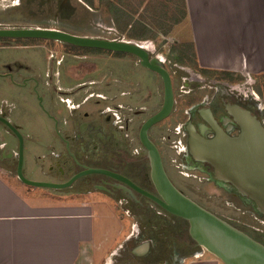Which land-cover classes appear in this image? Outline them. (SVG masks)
I'll use <instances>...</instances> for the list:
<instances>
[{
    "label": "rangeland",
    "instance_id": "374dc122",
    "mask_svg": "<svg viewBox=\"0 0 264 264\" xmlns=\"http://www.w3.org/2000/svg\"><path fill=\"white\" fill-rule=\"evenodd\" d=\"M121 1L128 6L133 14L144 3V0ZM179 1L181 0H150L147 3L148 7L146 6V13L145 11L142 13L147 15V23L154 30H158L157 25L165 29L173 20L180 17L182 7L179 5ZM105 5L106 3L102 0L96 2L92 9L81 5L79 0H0V28L39 27L92 38L131 40L126 34L122 35L120 31L112 29ZM177 36L178 34L175 37ZM173 41L174 37L158 35L153 43L149 41L142 43H147L146 46L152 55L162 59L170 72L177 103L176 111H181L191 104L188 97L181 94L184 84H188L185 91L197 86L205 87L206 89L198 91L197 96H200L204 93L215 92L216 88H220L218 87L221 85L220 82H228V79L237 78L238 81L229 83H233L234 88L248 95L246 102L253 106V110L257 112L259 119L264 123V78L256 81L240 76H227L228 79L224 80L225 75L202 72L195 68L190 48H182L189 52L182 54L181 47L175 46ZM25 47L28 49H17ZM2 61H4L3 65L9 66L11 69H24V73L28 70L31 75H36L38 72L42 74L44 67L46 73L47 67H49L50 94L54 96L57 108H62L65 111L73 109L77 103L92 94H94L93 98H89V103L84 104L82 109L95 111L105 107L106 110L110 104L108 86L112 83L113 78L118 76L124 77L126 84L122 86L131 92V98L121 102L128 104L131 109L138 110L140 106H144L148 109L147 111H155L162 101V84L159 76L139 67L137 59L129 54L77 48L55 41L0 38V64ZM217 81L220 84L216 83ZM28 85L27 88L32 83ZM206 86L212 87V90ZM29 89L12 87L0 79V100L5 99L4 105L12 103L14 107V113L10 118L14 122L22 124L25 127L24 133L30 135L32 140H37L43 135L40 133V130L44 129L42 126L46 125V127L44 126L46 130L47 124L51 122L42 118L39 101L37 102ZM39 95L45 97L44 105L49 109L51 103L45 91H40ZM57 96L64 101L67 100L68 103H61ZM97 100L99 101L98 106L94 104ZM5 109H9V106H5ZM162 134L161 132L160 135ZM9 135H5V137L12 140L13 144H18L17 139L15 141L14 137ZM43 137L45 136L43 135ZM28 149L27 143H24L23 166L25 160L30 157ZM161 149L170 176L186 194L196 198L211 212L232 222L239 224L253 222V216L247 212L249 211L247 207H241L242 212H237L231 206L226 205L225 202H234L228 200V197L216 186L205 182L204 174L183 169L180 165L181 161L171 164L169 160L172 158L178 160V157L164 145ZM58 150L62 151V147ZM179 171L184 172V175ZM116 211L118 216L124 220L123 235L130 234L132 236L128 240L124 239L126 235L123 236L124 241H121L122 243L112 256L113 264H164L166 261L169 264L168 253L174 247H177L180 254L192 251L208 253L193 243L189 249H182L173 243L174 236L180 235L181 227L187 228V225L176 227L172 223L163 224L162 221H157L156 224L160 226L156 225L158 230L153 231L154 229L150 227H142L139 221L132 218L131 213L119 209ZM143 242L149 243L146 255H134ZM100 264H104V262L101 261Z\"/></svg>",
    "mask_w": 264,
    "mask_h": 264
},
{
    "label": "flooded vegetation",
    "instance_id": "af4514ba",
    "mask_svg": "<svg viewBox=\"0 0 264 264\" xmlns=\"http://www.w3.org/2000/svg\"><path fill=\"white\" fill-rule=\"evenodd\" d=\"M3 62L0 64V79L3 83L16 88H30L32 95L35 96L37 102L39 101L40 112L43 114L42 118L51 122L47 124L46 130V125H44L45 127L42 126L45 136L43 138L46 140V152L39 159H51L53 161V168L49 169V173L59 177L55 183L68 181L74 175L84 171L83 166L107 172V174L102 172L83 176L73 182L69 188L61 191L80 193L92 191L105 195L114 203L116 209L131 213L132 218L134 217L136 221H139L142 227H150L154 229L153 231L158 230L156 225L160 226L156 224L157 221H162L163 224L172 223L176 227L187 225V228L181 227V234L174 236L173 243L182 249H189L192 247L191 243L196 245L188 234L186 221L167 213L158 204L125 182L128 181L137 189L159 198L150 178L149 161L140 144L138 134L142 123L160 109L162 101L155 111H147L148 109L144 106H140L138 110L131 109L128 104H123L124 100L131 98V92L122 86L126 84L124 77L118 76L113 78L112 83L108 86L110 104L107 109L114 111H106L105 107L95 111L83 110L84 104L89 103V98H93L94 94L84 98L73 109L65 111L62 108H57V102L54 96L50 94L49 67H47L46 73L44 67L42 74L38 72L36 75H31L28 70L26 73H24V69L14 70L3 65ZM229 82H220L221 85L218 86L220 88H216L215 92L204 93L200 96H197L198 91L206 89L205 87L197 86L185 91L188 84H184L181 94L188 97L191 104L181 111H176L177 103L175 100L174 109L169 117L152 126L148 134L160 152L162 165L168 178L179 192L209 210L200 201L186 194L177 186L168 172L167 162L161 149L163 145L178 157V160L170 159L171 164L181 161L182 164L180 165L183 169L204 174L205 182L216 186L228 197V200L234 202H225L226 205L231 206L237 212H242L241 207H247L249 209L247 212L253 216V222L250 224H239L225 217L217 216L264 246V214L259 211L256 201L244 195L231 180L233 176H236L237 159L242 158V145L238 144V140L244 130L242 124L239 123V111L237 110H246L252 118L260 119L257 112L253 110V106L246 102L248 95L234 88V84ZM29 83L32 85L27 88ZM118 86L121 88L117 89ZM206 87L212 90V87ZM42 90L45 91L51 103L49 109L44 105L45 97L39 95ZM58 98L61 103H65L63 99ZM4 101L6 100H0V117L6 118L20 131L24 143L36 142L35 139L32 140L30 135L24 133L25 127L22 124L14 122L10 118L14 113L13 104L4 105ZM94 104L98 106L99 101L97 100ZM5 106H9V109H5ZM161 132L164 135H160ZM9 134L16 141V137L0 123V139L5 143V147L0 149V157L6 152L7 143L4 139L6 138L5 135ZM197 138L204 142L219 141L221 171H218L212 162L205 160L200 155L192 154L190 142L197 140ZM60 147H62V151L58 150ZM14 153H17V148L11 152V157L16 159ZM180 173L183 174L184 172ZM237 173L239 174V170ZM193 176L196 178L195 175ZM130 238L128 237V239ZM140 246L134 255H146L149 250V243L143 242ZM169 251V264H180L182 260L196 253L192 251L180 254L177 247ZM110 264H113V259ZM164 264H168V262L166 261Z\"/></svg>",
    "mask_w": 264,
    "mask_h": 264
},
{
    "label": "crops",
    "instance_id": "0c3cea01",
    "mask_svg": "<svg viewBox=\"0 0 264 264\" xmlns=\"http://www.w3.org/2000/svg\"><path fill=\"white\" fill-rule=\"evenodd\" d=\"M90 1L91 7L79 0L90 9L99 2ZM149 1L144 0L133 14L121 0H106L124 14H111L106 7L112 29L133 42L153 43L158 35L174 37V45H187L195 68L205 72L256 81L264 78V0H184L185 17L173 20L165 29L157 25L158 30L142 13H146ZM134 22L148 29L144 40L130 36ZM4 141L6 152L0 157V264H110L126 235L114 203L97 192H67L22 183L15 172L17 161L10 156L17 144L8 138ZM26 143L30 156L23 166L26 179L58 181L57 175L49 173L53 161L39 159L46 152L43 136ZM128 237L130 234L124 239ZM180 264L222 263L209 253L196 252Z\"/></svg>",
    "mask_w": 264,
    "mask_h": 264
},
{
    "label": "water",
    "instance_id": "95a60500",
    "mask_svg": "<svg viewBox=\"0 0 264 264\" xmlns=\"http://www.w3.org/2000/svg\"><path fill=\"white\" fill-rule=\"evenodd\" d=\"M0 38L55 41L77 48L129 54L137 59V65L159 76L162 83L161 107L142 123L138 134L140 144L149 161L150 178L159 198L137 189L128 181L125 182L158 204L167 213L186 221L188 234L196 246L205 249L222 264H264V246L262 244L183 195L168 178L162 165L160 152L148 132L152 126L168 118L174 109L175 97L171 75L166 69L165 63L143 47L140 44L142 42L78 36L61 30L39 27L0 28ZM237 111H239V123L242 124L244 130L238 140V144L242 145V158L237 159L236 176H233L231 180L244 195L256 201L259 211L264 214V124L260 120L252 118L246 110L238 109ZM0 123L17 139L15 172L18 179L28 186L63 190L69 188L73 182L83 176L102 172L107 174L106 171L83 166L84 171L63 183L26 179L23 173V136L6 118L0 117ZM190 150L195 156L200 155L205 160L212 162L217 170L221 171L219 141L204 142L197 138L190 142ZM10 156H12L11 153ZM117 178L120 179V177Z\"/></svg>",
    "mask_w": 264,
    "mask_h": 264
},
{
    "label": "trees",
    "instance_id": "16d2710c",
    "mask_svg": "<svg viewBox=\"0 0 264 264\" xmlns=\"http://www.w3.org/2000/svg\"><path fill=\"white\" fill-rule=\"evenodd\" d=\"M84 3H86L89 7H91L92 6V3H91V1L90 0H82ZM102 1H104L105 3H107L106 2V0H102ZM100 2H101V0H100ZM180 3V4H179ZM179 5L182 7V9H181V12H180V17L179 18H177V19H175V22H179L182 18H184L185 17V5H184V0H181V1H179ZM106 7H107V9L110 11V13L111 14H115V13H118V15H124L123 14V12L118 8V7H115L113 4H106ZM131 32H132V35H130L131 37H133V36H136V37H139V38H141L140 40H144V39H142V38H144V36H145V32H149L148 31V29H146V28H144V26H142V24L140 23V22H134L133 24H132V27H131V30H130ZM181 47V52H182V54L183 53H189L188 51H187V49H182V48H188L187 47V45H182V46H180ZM198 69V68H197ZM200 71H202V72H205L204 70H202V69H199ZM225 76H224V79H228V77L227 76H229L230 74H224ZM230 82H236V81H238V79L236 78V79H228Z\"/></svg>",
    "mask_w": 264,
    "mask_h": 264
},
{
    "label": "built area",
    "instance_id": "2783aa9c",
    "mask_svg": "<svg viewBox=\"0 0 264 264\" xmlns=\"http://www.w3.org/2000/svg\"><path fill=\"white\" fill-rule=\"evenodd\" d=\"M116 40V39H115ZM119 40V39H118ZM162 60V59H161ZM163 61V60H162ZM164 62V61H163ZM65 103L67 104V100L65 101ZM106 111H114V110H111V109H107L106 108ZM5 147V143H3L0 139V149H3ZM14 155H16V153H14Z\"/></svg>",
    "mask_w": 264,
    "mask_h": 264
},
{
    "label": "bare ground",
    "instance_id": "6f19581e",
    "mask_svg": "<svg viewBox=\"0 0 264 264\" xmlns=\"http://www.w3.org/2000/svg\"><path fill=\"white\" fill-rule=\"evenodd\" d=\"M140 44H142L143 47H145L146 49H148V47L146 46L147 45L146 43H140Z\"/></svg>",
    "mask_w": 264,
    "mask_h": 264
}]
</instances>
